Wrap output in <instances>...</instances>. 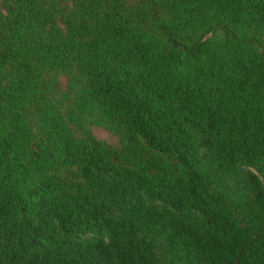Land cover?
<instances>
[{"label":"trees","instance_id":"obj_1","mask_svg":"<svg viewBox=\"0 0 264 264\" xmlns=\"http://www.w3.org/2000/svg\"><path fill=\"white\" fill-rule=\"evenodd\" d=\"M0 264H264V0H4Z\"/></svg>","mask_w":264,"mask_h":264},{"label":"rangeland","instance_id":"obj_2","mask_svg":"<svg viewBox=\"0 0 264 264\" xmlns=\"http://www.w3.org/2000/svg\"><path fill=\"white\" fill-rule=\"evenodd\" d=\"M3 1H4V0H0V7H1V4H2ZM95 133H96L97 135H99L100 137H104V138L109 139V135H108V133L105 132V131H103V130H101V129H99V128H95ZM110 139H111V138H110Z\"/></svg>","mask_w":264,"mask_h":264}]
</instances>
